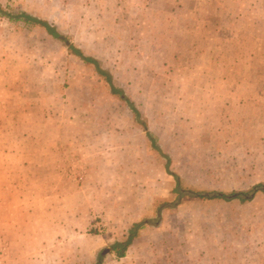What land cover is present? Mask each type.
<instances>
[{
	"label": "rangeland",
	"instance_id": "obj_1",
	"mask_svg": "<svg viewBox=\"0 0 264 264\" xmlns=\"http://www.w3.org/2000/svg\"><path fill=\"white\" fill-rule=\"evenodd\" d=\"M0 264H264V0H0ZM46 20L63 39L37 24ZM70 45L96 58L140 112ZM122 257L113 251L146 220ZM107 249L105 254L102 251Z\"/></svg>",
	"mask_w": 264,
	"mask_h": 264
},
{
	"label": "trees",
	"instance_id": "obj_2",
	"mask_svg": "<svg viewBox=\"0 0 264 264\" xmlns=\"http://www.w3.org/2000/svg\"><path fill=\"white\" fill-rule=\"evenodd\" d=\"M0 14H6L1 6H0ZM8 17H10L11 19L12 18L19 19V20H22L26 23L40 25L51 36H53L55 38L63 39L61 34L58 33V31L52 25H50L46 20L37 18V17H35L31 14L25 13V12H22V13H19L16 15H8ZM68 48L74 55H76L83 62H85L87 64H91L94 67V69L96 70V72L99 75L104 77V79L106 80V82L108 83V85L110 87V91L114 95L121 97L123 100H125L127 102L130 110L135 115V118L138 121H140V123L144 126V129L146 130L147 136L151 140L152 146H154L156 149L160 150L156 146L155 140L153 139L151 133L148 131V129L146 127V123L141 121V116H140L139 110L136 108L134 103L128 97L123 95L124 94L123 90L114 85V83L112 81L111 74L107 70L103 69L100 66V64L96 58H94L92 56L85 55L79 48L75 47L74 45H70ZM164 156L167 159L166 169H167L168 173L170 175H172L175 179V187L173 189V192L175 193V200L172 202H168V201L164 202L157 207V211H156L157 217L155 218L154 222L158 221V219L161 215L162 209H164L168 206H175L176 204H179L180 201L182 200V198L186 197V196L187 197H193V198H199V199H203V200L218 199V200L230 201L232 199L238 198L242 201H249L252 198H254L256 193H258L260 191L264 192V184H261V183L255 184L254 186H252L249 190H247L245 192L240 191V192L225 193V192H221V191H196V190H192V189H186V188L181 186L179 176L177 174L171 172L168 169L169 157L167 155H164ZM147 222H149L148 219L133 223L131 225V227L128 229V233H127L125 239L119 240V241H116L115 243H113V245H112L113 251L116 253V255L118 257H122L124 255L127 248L132 244L134 239L137 237L139 230L143 226H145V224ZM101 260H102V257L99 256L98 260L95 264H101Z\"/></svg>",
	"mask_w": 264,
	"mask_h": 264
},
{
	"label": "water",
	"instance_id": "obj_3",
	"mask_svg": "<svg viewBox=\"0 0 264 264\" xmlns=\"http://www.w3.org/2000/svg\"><path fill=\"white\" fill-rule=\"evenodd\" d=\"M66 44H67V45H70V42H69V41H66ZM107 251H108L107 249L103 250V251H102V254H105Z\"/></svg>",
	"mask_w": 264,
	"mask_h": 264
}]
</instances>
